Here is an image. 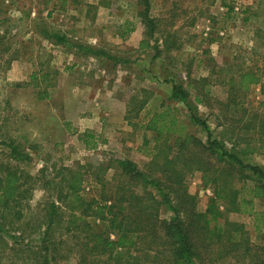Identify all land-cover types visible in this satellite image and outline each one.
Returning <instances> with one entry per match:
<instances>
[{
  "label": "rangeland",
  "instance_id": "obj_1",
  "mask_svg": "<svg viewBox=\"0 0 264 264\" xmlns=\"http://www.w3.org/2000/svg\"><path fill=\"white\" fill-rule=\"evenodd\" d=\"M149 1V16L159 25L151 37L136 16L142 9L137 5L140 0H0V21L5 19L0 24L5 49L0 60V141L10 137L20 143L30 158L25 165L32 176H42L43 171L50 180L60 168L90 166L91 176H85L81 195L98 197L101 185L92 176L98 165L108 166L103 182L110 183L114 182L110 180L112 163L117 159L148 172L156 150L167 151L168 147L171 157L179 153L177 135H166L156 143L154 131L145 128L162 103L178 111L175 115L185 126L184 139L189 135L206 145V132L192 123L184 104L169 99L171 81L182 82L190 103L194 102L195 84L203 86L208 105L197 106L198 116L206 120L212 138H220L228 120L241 115L240 109L228 112L217 104L227 103L229 86L223 83L230 77L235 85L232 94L238 95L248 118L264 110L259 82L238 83L240 75L249 71L257 78L264 66V0ZM41 30L59 32L68 44L43 39ZM158 30L174 33L178 50L164 51ZM155 38L158 49L153 46ZM75 45L103 51L94 56ZM229 65L233 66L230 70ZM145 99L148 103L139 110ZM217 117L226 126H219ZM85 133L97 138L95 149L84 147ZM242 133L255 137L251 131ZM225 147L231 146L226 143ZM197 149L188 145L181 150L187 158L194 154L200 164L207 162V167H200L207 174L194 169L186 177L187 193L195 198L199 210L205 209L213 192L222 194L217 206L224 213L229 193L208 176L223 180L219 169L227 166L218 164L213 154L202 157ZM250 149L254 153L243 156L244 163L264 172V149L252 143ZM7 151L0 142V154ZM230 173L226 181L238 189V203L250 198L253 212L264 216V200L249 195L251 179L257 177L246 178L251 174L247 170L242 179L239 173ZM45 197V191L35 188L28 205L36 211ZM248 209L241 207L240 212L227 216L244 226L251 252H259L264 239L256 234ZM160 215L170 216L164 209ZM88 222L94 230H104L98 220ZM64 264L75 261L72 258Z\"/></svg>",
  "mask_w": 264,
  "mask_h": 264
},
{
  "label": "trees",
  "instance_id": "obj_2",
  "mask_svg": "<svg viewBox=\"0 0 264 264\" xmlns=\"http://www.w3.org/2000/svg\"><path fill=\"white\" fill-rule=\"evenodd\" d=\"M140 2L137 5L142 9L136 16L146 29V35L154 36L159 25L149 16L150 1ZM158 34L164 51L178 50L174 33L158 30ZM40 35L56 45L68 44L66 37L59 32L41 30ZM158 40H153L154 49L159 47ZM3 43L0 35V60L5 51ZM76 48L94 56L103 51L80 45ZM230 68L233 66L229 65L227 69ZM246 80L259 82L261 106L264 107V66L257 78L249 71L240 75L238 83L242 85ZM223 85L229 86L227 103L217 104L228 112L240 109L241 115L238 119L228 120V128L220 133V138H212L206 120L198 116L197 106L208 105V93L202 91L203 86L199 88V83L195 84L194 102L190 103L189 92L182 82L171 81L169 99L184 104L192 123L206 132L207 144L202 145L189 135L184 139L181 135L185 126L175 115L178 111L162 103L145 128L154 131L156 143L166 135H177L179 153L171 157L168 147H165L167 151L156 150L148 172L139 170L128 160L117 159L112 163L114 172L110 180H114L113 183L103 182L108 166L98 165V172L92 175L93 181L101 185L98 197L81 195V186L85 176H91L92 167L60 168L54 171L55 175L50 180L44 177L43 171L42 176L34 177L27 170L25 164L30 158L20 143L10 137L0 141L8 150L0 154V264H64L72 258L75 264H223L222 261L264 264V246L258 248L259 252L257 249L251 252L253 246L244 226L229 221L227 215L240 212L241 207H249L246 212L253 217L255 232L263 239L264 216L253 212L252 199L238 203V189L226 181L230 171L239 173L240 179L245 176L243 171H250L251 174L245 177L257 178L251 179L253 188L249 195L264 200V172L242 159L254 153V149H250L251 143L257 149H264V110L259 114L255 111L253 118H248L247 110L237 101L238 95L232 94L234 80L230 77V81ZM242 94L240 92L239 96ZM147 103L148 99L142 100L139 110ZM255 119H258L256 124ZM217 123L226 126L219 121ZM250 131L255 137L242 135V132ZM83 137H86L84 147L96 148L97 138L93 134L85 133ZM226 143L230 144L229 149H226ZM240 144L244 146L240 147ZM188 145L197 147V154L202 157L208 153L215 155L218 164L227 166L219 169L223 180L213 177V174L207 175L210 182L229 193L224 213L217 206L220 198L224 197L222 194L213 192L214 196L208 198L205 209L199 210L195 198L187 193L185 179L192 170H202L207 174V170L200 168L207 167V162L200 164V157L191 154L187 158L181 153ZM35 188L46 193V200L36 211L28 205ZM162 209L170 216L161 218ZM88 219L98 220L104 225V230H94Z\"/></svg>",
  "mask_w": 264,
  "mask_h": 264
}]
</instances>
